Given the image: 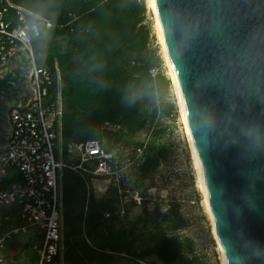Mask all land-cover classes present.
<instances>
[{"label": "trees", "instance_id": "trees-1", "mask_svg": "<svg viewBox=\"0 0 264 264\" xmlns=\"http://www.w3.org/2000/svg\"><path fill=\"white\" fill-rule=\"evenodd\" d=\"M2 4L50 23L51 29L38 39L48 35L63 41L38 61L49 72L51 98L60 100L57 160L76 164L67 147L89 141L115 153L107 189L100 196L88 172L64 167L58 174L60 264H204L192 243L180 236L187 221L177 204L155 202L149 193L172 147L160 124L164 108L152 75L160 60L151 48L144 1ZM27 254H33L31 249Z\"/></svg>", "mask_w": 264, "mask_h": 264}, {"label": "water", "instance_id": "water-1", "mask_svg": "<svg viewBox=\"0 0 264 264\" xmlns=\"http://www.w3.org/2000/svg\"><path fill=\"white\" fill-rule=\"evenodd\" d=\"M152 3L222 264H264V0ZM27 74L1 66L0 97Z\"/></svg>", "mask_w": 264, "mask_h": 264}, {"label": "built area", "instance_id": "built-area-1", "mask_svg": "<svg viewBox=\"0 0 264 264\" xmlns=\"http://www.w3.org/2000/svg\"><path fill=\"white\" fill-rule=\"evenodd\" d=\"M3 1L0 0V66L22 52L29 78L28 88L9 106L5 125L0 126V264H60L63 248L58 174L68 167L109 183V163L115 153L89 141L67 147L76 164L57 160L55 124L61 117L60 100L49 94V72L38 66L34 46L51 25L28 16L20 8L4 6ZM10 9L15 12L5 17ZM27 238H31L29 249L33 254L25 252L22 261L13 263L12 256L19 247L11 254V245H22Z\"/></svg>", "mask_w": 264, "mask_h": 264}, {"label": "rangeland", "instance_id": "rangeland-1", "mask_svg": "<svg viewBox=\"0 0 264 264\" xmlns=\"http://www.w3.org/2000/svg\"><path fill=\"white\" fill-rule=\"evenodd\" d=\"M143 1L147 8V21L152 32L151 48L160 60L158 67L152 72L159 89L160 106L164 108V112L160 114V124L165 130L166 139L172 147V154L167 164L161 168L160 174L155 180V186L149 193L153 196L155 202H162L163 204L174 202L177 204L181 214L187 221V226L180 236L192 243L194 254L201 258L204 264H222L212 224L207 213L206 202L198 184L197 170L179 108L177 93L155 28L154 16L147 0ZM59 42L63 41L58 38H49L48 35L45 38L38 39L35 46L39 56L38 61L44 56L50 55L51 47L58 45ZM15 54L24 58L22 52ZM28 78L29 72L27 80ZM22 90H25V88H22ZM107 184L108 182L103 178H91L90 180V185L97 196L106 191ZM135 200L138 199L135 198ZM21 243L17 247L12 244L10 253L13 254L16 248H20Z\"/></svg>", "mask_w": 264, "mask_h": 264}, {"label": "bare ground", "instance_id": "bare-ground-1", "mask_svg": "<svg viewBox=\"0 0 264 264\" xmlns=\"http://www.w3.org/2000/svg\"><path fill=\"white\" fill-rule=\"evenodd\" d=\"M147 3L153 13V16H154V21H155V28H156V31H157V34H158V37L161 41V44H162V47H163V51H164V54H165V57H166V62H167V66L169 68V73H170V76L172 78V81H173V84H174V87H175V83H174V79H173V75H172V71H171V67H170V64H169V60H168V56H167V52H166V49H165V46H164V43H163V39H162V35H161V32H160V28H159V23H158V19H157V16H156V13H155V10H154V7H153V3H152V0H147ZM175 90H176V87H175ZM177 93V91H176ZM178 98V96H177ZM178 104H179V101H178ZM179 108H180V105H179ZM181 111V110H180ZM182 114V113H181ZM184 121V120H183ZM188 135V134H187ZM189 138V137H188ZM190 142V140H189ZM191 145V143H190ZM191 149H192V146H191ZM192 154H193V160H194V163H195V166H196V170H197V180H198V184H199V187L201 189V192L203 194V197L205 199V202H206V209H207V213H208V207H207V201H206V198H205V195H204V192H203V189H202V186H201V181H200V176H199V172H198V168H197V164H196V161H195V157H194V153H193V150H192ZM209 215V213H208ZM210 218V217H209ZM214 232V231H213ZM215 236V235H214Z\"/></svg>", "mask_w": 264, "mask_h": 264}, {"label": "flooded vegetation", "instance_id": "flooded-vegetation-1", "mask_svg": "<svg viewBox=\"0 0 264 264\" xmlns=\"http://www.w3.org/2000/svg\"><path fill=\"white\" fill-rule=\"evenodd\" d=\"M22 87H26V86L23 85ZM15 98H17L16 95H14L11 91L5 92L4 95L0 97V126L2 127L5 125V118L8 112V108L12 104Z\"/></svg>", "mask_w": 264, "mask_h": 264}, {"label": "crops", "instance_id": "crops-1", "mask_svg": "<svg viewBox=\"0 0 264 264\" xmlns=\"http://www.w3.org/2000/svg\"><path fill=\"white\" fill-rule=\"evenodd\" d=\"M23 56H22V58H21V56L20 55H15L14 57H12L9 61H8V63L9 62H11V63H19L20 61H23ZM26 88V87H25Z\"/></svg>", "mask_w": 264, "mask_h": 264}, {"label": "snow or ice", "instance_id": "snow-or-ice-1", "mask_svg": "<svg viewBox=\"0 0 264 264\" xmlns=\"http://www.w3.org/2000/svg\"><path fill=\"white\" fill-rule=\"evenodd\" d=\"M196 164H197V168L199 169V167H200L199 160H197ZM201 184L203 185V181H201Z\"/></svg>", "mask_w": 264, "mask_h": 264}]
</instances>
